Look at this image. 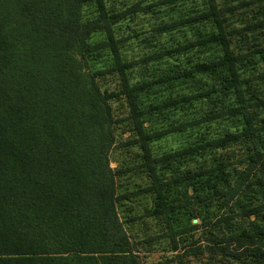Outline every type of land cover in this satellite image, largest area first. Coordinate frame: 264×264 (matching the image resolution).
<instances>
[{"label": "rangeland", "instance_id": "1", "mask_svg": "<svg viewBox=\"0 0 264 264\" xmlns=\"http://www.w3.org/2000/svg\"><path fill=\"white\" fill-rule=\"evenodd\" d=\"M81 17L100 21L86 70L135 262L264 264V0H86Z\"/></svg>", "mask_w": 264, "mask_h": 264}, {"label": "trees", "instance_id": "2", "mask_svg": "<svg viewBox=\"0 0 264 264\" xmlns=\"http://www.w3.org/2000/svg\"><path fill=\"white\" fill-rule=\"evenodd\" d=\"M84 2L0 0V264H138L116 211L115 120L86 70L100 21L82 20Z\"/></svg>", "mask_w": 264, "mask_h": 264}]
</instances>
